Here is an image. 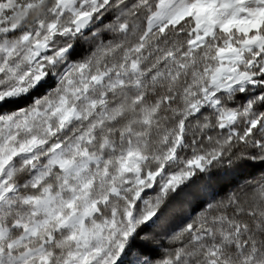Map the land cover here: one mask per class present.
I'll list each match as a JSON object with an SVG mask.
<instances>
[{
    "label": "snow or ice",
    "instance_id": "obj_1",
    "mask_svg": "<svg viewBox=\"0 0 264 264\" xmlns=\"http://www.w3.org/2000/svg\"><path fill=\"white\" fill-rule=\"evenodd\" d=\"M0 264H264V0H0Z\"/></svg>",
    "mask_w": 264,
    "mask_h": 264
},
{
    "label": "trees",
    "instance_id": "obj_2",
    "mask_svg": "<svg viewBox=\"0 0 264 264\" xmlns=\"http://www.w3.org/2000/svg\"><path fill=\"white\" fill-rule=\"evenodd\" d=\"M231 179H232L231 177L214 178L213 181H212V185H213V187H219L221 185H225Z\"/></svg>",
    "mask_w": 264,
    "mask_h": 264
}]
</instances>
